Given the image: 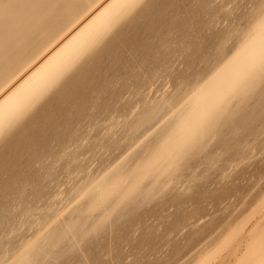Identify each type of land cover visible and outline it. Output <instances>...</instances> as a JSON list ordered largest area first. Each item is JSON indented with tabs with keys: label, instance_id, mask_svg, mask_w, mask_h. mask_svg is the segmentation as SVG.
<instances>
[{
	"label": "rangeland",
	"instance_id": "obj_1",
	"mask_svg": "<svg viewBox=\"0 0 264 264\" xmlns=\"http://www.w3.org/2000/svg\"><path fill=\"white\" fill-rule=\"evenodd\" d=\"M230 2L208 0L213 8L205 14L207 22L217 29L227 26L226 9ZM124 14L127 21L120 27L115 26L116 34L108 39L107 47L98 48L91 44L87 50L90 55L84 53L80 56L85 66L68 65L69 74L80 81V91L73 95L66 92L65 95L57 85L52 86L45 92L48 96L45 93L39 96L32 106L15 118L12 129L16 137L0 138V159H4L6 166L8 161H13V172H18L12 179L5 174L6 183L0 188V226L3 228V231L0 228V240L8 234L17 243L29 240L34 243L36 238L35 247H55L89 233L98 252L106 254L118 249L131 264L132 256L127 255L129 251L135 253V250L147 249L157 239L167 238L180 245V252L191 249L194 253L222 240L233 228L239 227L243 232L253 219L258 226L260 210L254 200L258 199L260 181L258 169L245 163L246 154L252 150L249 142L238 143L230 157L224 159H221L220 147L212 142L203 149V161L207 167L197 163L179 175L174 173L171 160L165 162L168 159L162 158L155 161L147 172L142 173L144 169H141L142 172L138 173L139 167L134 169L139 161L148 157L153 159L155 155H145L143 149L157 131V121L166 115L168 119L173 118L169 113L175 102L173 78L183 77L193 84L203 81L241 41L226 45L221 55L211 49L202 53L198 44L184 45L183 36L192 22V13L185 0H136L125 8ZM173 29L181 36L185 55L174 52L170 58L174 65L171 74L149 81L151 86L145 88L147 78H142L134 68L141 63H155L153 49L167 41ZM100 37L106 38L104 34ZM175 47L173 42L172 48ZM130 88L136 90L135 100L129 96ZM90 91L96 96L100 94L99 97L92 96ZM81 106L84 107L80 121L83 124L67 125L61 132L65 143H61L60 137L53 135L54 123L58 125L59 122L61 126L62 119L70 118L72 112V120H67L79 119L74 115ZM232 131L233 135H240L238 129ZM41 161H47L44 168L53 166L50 174L55 177L54 182L48 181L26 201L23 219H15L9 224L4 216V204L15 199L18 191L28 190L38 171L36 165ZM114 164L121 167L119 171ZM132 168L139 171L131 173ZM110 171L112 177L123 173L121 175L127 178L123 176L124 182H120L116 190L110 192L112 194L100 198V187L97 191L93 183L106 173L110 177ZM103 179L107 181L105 177ZM193 182L201 191L214 194L215 199L207 205L201 201V205L207 207L205 215L193 208ZM180 210L188 215L187 230L160 229L161 220ZM6 229L10 231L6 233Z\"/></svg>",
	"mask_w": 264,
	"mask_h": 264
},
{
	"label": "snow or ice",
	"instance_id": "obj_2",
	"mask_svg": "<svg viewBox=\"0 0 264 264\" xmlns=\"http://www.w3.org/2000/svg\"><path fill=\"white\" fill-rule=\"evenodd\" d=\"M185 2L192 13V22L183 36V43L200 45L202 53L211 49L216 55H221L226 45H234L237 41H241L242 47L246 49L249 46L248 37L256 29L264 33V0H231L226 9L227 26L220 29L207 22L205 14L213 8L208 0ZM56 7L71 10L79 7V0H56ZM180 41V34L173 29L167 41L155 49V63H141L135 66L134 71L141 74L142 78H147L145 88L151 86L149 81L171 74L174 65L170 58L173 53L185 55ZM173 42L176 44L175 49L172 48ZM15 54L11 36L8 34L0 50V60L8 65L13 61ZM213 78L214 74L202 83L197 81L195 84L183 77L173 78L172 94L175 96V102L169 110L173 118L168 119L166 115L157 121V131L144 146L145 155L156 154L163 145L172 141L177 123L183 119L185 112L199 104L204 86ZM129 96L135 100L136 90L130 88ZM233 129H238L240 135H233ZM212 142L220 147L221 159L229 158L238 143L249 142L252 150L246 154L245 163L258 169L260 181L258 199L254 200L260 210L258 226L253 219L245 226L243 232L239 227L233 228L222 240L194 253L191 249L180 252V245L167 238L157 239L147 249H138L135 253L129 251L127 255L132 256L131 264H264V44L259 52L249 59L243 87L225 97L220 103L205 109L196 133L177 146L171 159L174 173H184L197 163L207 167L203 161V149ZM44 163L47 161L36 165L38 171L29 183L28 190L18 191L15 199H10L4 204V216L9 224L15 219H23L26 201L48 181L54 182L55 177L50 174L53 166L44 168ZM191 196L193 208L202 215L207 214V207H203L201 201L207 205L215 199L214 194L201 191L195 182L191 188ZM159 225L160 229L165 231L187 230L188 215L180 210L174 216L161 220ZM5 231L8 233L10 230ZM0 264H129V261L118 249L106 254L98 252L89 233L81 234L75 240L62 242L55 247H34L31 242L17 243L6 234L0 240Z\"/></svg>",
	"mask_w": 264,
	"mask_h": 264
},
{
	"label": "bare ground",
	"instance_id": "obj_3",
	"mask_svg": "<svg viewBox=\"0 0 264 264\" xmlns=\"http://www.w3.org/2000/svg\"><path fill=\"white\" fill-rule=\"evenodd\" d=\"M135 1L136 0H79V7L71 10H61L56 7V0H0V50L3 48L6 35L10 34L12 46L16 53L13 61L8 65H5L4 62L0 60V138L2 140H7L8 137H16V133L14 129H12L15 124L14 121L17 120L15 118H17L20 113L25 112L28 107L32 106L34 101L39 96H43L52 86L57 85L65 95L66 92L72 95L77 94L80 81L69 74V70H67L68 65L75 64L76 68L85 66L84 62H81L80 56L84 53L90 55L87 50L91 44H94L98 48L107 47L108 39L116 34L115 30L117 27L115 26L120 27L123 22L125 23L128 19L124 14L125 8ZM177 28L178 27L175 29ZM100 34H104L106 38H101ZM248 43L249 46L245 49L242 47L241 42L231 55L224 57L223 60H220L221 62L218 63V65L216 64L217 66L212 69L211 73H207L208 76L214 74V78L204 86L199 104L193 106L190 111L185 112L183 119L177 123L173 130L174 134L172 141L163 145L154 156L152 155L153 157H151L153 159L148 157L150 160L144 158L146 160L145 162H143L144 159L139 161V163L137 162L138 164L136 166L134 165V169H138L137 167H139L140 171H136L132 168L133 170H130L131 173L133 171H139L138 173H140L142 172L141 169H144L142 173L147 172L150 170V167L154 165V162L161 158L162 160L168 159V161L165 162H169L177 146L196 133L201 123L203 111L220 103L226 96L235 91V89L238 90L243 87L249 59L253 54H257L261 45L264 44V33L256 29L252 35L248 37ZM153 51L155 52V49H153ZM208 76L206 75L205 79ZM200 82L202 83L203 81ZM90 92L92 96H96L92 91ZM45 94L48 96L47 93ZM101 94L103 95L104 93L101 92ZM83 108L84 107L81 106L78 111L76 109L77 112L74 116L75 118L79 117V119L74 122L68 121L69 119L72 120L73 112L70 118L66 116V120L62 119L61 126L59 122L56 121L58 123L57 125L53 121L57 128L54 126L53 130H51L53 135L55 133L56 136L60 137L61 143H65V136L61 134L62 130L68 127L67 125H72L81 121L84 115ZM154 110L155 109H152V112ZM146 113L144 115H146ZM66 114L69 115V113ZM80 123L83 124V122ZM19 124H22V122ZM49 127L50 126H48V128ZM58 129L60 130L59 134L56 133ZM30 132L33 136V131L31 130ZM74 135L77 136V134ZM63 137L64 140H62ZM4 162V159L3 161L0 159V164H2L0 165V188H3L4 183H6L4 180L5 174L8 173L7 175L12 179V177L14 178L18 173L17 171L13 172V161H8L9 164H12L11 167H9V164H7V167L3 164ZM141 163L142 165H140ZM116 167H118V171L119 168H121L120 166ZM123 168L126 169L125 167ZM112 173L113 172H111L110 176L111 179L106 176V174H108L106 173L104 177L107 181H104L103 177V181L101 182L102 179L100 176V179H98L95 184L93 183V187L96 190L100 187L98 189L100 192L98 196L100 198L106 197L110 192H114L120 182H124L123 176L125 177V175H121L123 173L115 174L117 177H114V175L112 177ZM90 186L92 187V185ZM84 191L85 190H83V192ZM0 228H2V226H0ZM38 236L40 239V235ZM29 241H27V243H29ZM35 241L34 243L33 240L32 242L30 241L34 247L36 246Z\"/></svg>",
	"mask_w": 264,
	"mask_h": 264
}]
</instances>
